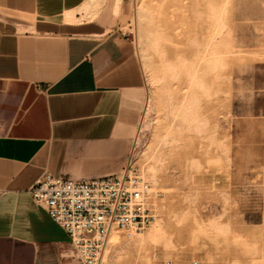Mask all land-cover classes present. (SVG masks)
<instances>
[{"label":"rangeland","instance_id":"1","mask_svg":"<svg viewBox=\"0 0 264 264\" xmlns=\"http://www.w3.org/2000/svg\"><path fill=\"white\" fill-rule=\"evenodd\" d=\"M85 7L142 67L122 166L149 182L154 209L142 230L115 226L98 264H264V0Z\"/></svg>","mask_w":264,"mask_h":264},{"label":"crops","instance_id":"2","mask_svg":"<svg viewBox=\"0 0 264 264\" xmlns=\"http://www.w3.org/2000/svg\"><path fill=\"white\" fill-rule=\"evenodd\" d=\"M88 0H0V264H81L29 191L43 171H117L143 83L126 33Z\"/></svg>","mask_w":264,"mask_h":264},{"label":"built area","instance_id":"3","mask_svg":"<svg viewBox=\"0 0 264 264\" xmlns=\"http://www.w3.org/2000/svg\"><path fill=\"white\" fill-rule=\"evenodd\" d=\"M29 191L67 232L81 264H98L112 226L142 230L154 218L149 182L127 165L93 177L43 171Z\"/></svg>","mask_w":264,"mask_h":264},{"label":"bare ground","instance_id":"4","mask_svg":"<svg viewBox=\"0 0 264 264\" xmlns=\"http://www.w3.org/2000/svg\"><path fill=\"white\" fill-rule=\"evenodd\" d=\"M156 230L154 232H153V230H151L150 234H148L147 236L148 237L150 236V237L153 238V235H154V237H155V234L154 233H156V234L159 233V231L157 230L158 232H156ZM142 237L143 236H136V235H134L133 239H135V238H142ZM108 240L110 241V243L112 245H115V244L119 243V241H120L119 240V234H118V231L115 229V226H112L111 227L110 232H109V236H108Z\"/></svg>","mask_w":264,"mask_h":264}]
</instances>
